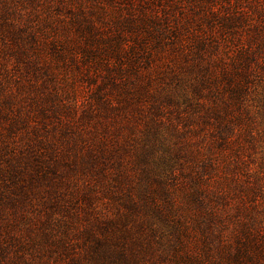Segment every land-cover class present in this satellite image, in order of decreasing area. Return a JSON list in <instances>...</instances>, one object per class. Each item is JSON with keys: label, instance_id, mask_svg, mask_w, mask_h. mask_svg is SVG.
<instances>
[{"label": "trees", "instance_id": "1", "mask_svg": "<svg viewBox=\"0 0 264 264\" xmlns=\"http://www.w3.org/2000/svg\"><path fill=\"white\" fill-rule=\"evenodd\" d=\"M126 1L105 28L53 0L50 29L37 32L19 9L8 22L2 0L0 264H264L260 179L237 143L259 137L264 120V0H186L204 13L184 34L176 6ZM166 42L185 68L154 92L144 70ZM56 67L95 85L90 101ZM224 159L231 196L212 184Z\"/></svg>", "mask_w": 264, "mask_h": 264}, {"label": "rangeland", "instance_id": "2", "mask_svg": "<svg viewBox=\"0 0 264 264\" xmlns=\"http://www.w3.org/2000/svg\"><path fill=\"white\" fill-rule=\"evenodd\" d=\"M110 1L111 0H104L102 5L98 2V0H73L71 4L77 10L82 8L87 9V12L91 15V17L95 19L104 18V20H106L104 27L107 28V25L111 26L113 20L124 18V16L128 13L127 10L129 6L128 1L126 0H112V2ZM165 1H167L172 7L176 6L175 8L173 7L171 11L177 15V19L179 18L175 22H178L177 26H180L179 28L182 27L181 31L183 34L187 32V29L192 32H196L198 30V23L200 22V19H198V17L203 16L204 10L198 9L186 0H182L183 2L181 0H164L163 3ZM178 1H181L182 4H175ZM214 3L217 8H220L221 5H223L221 3V0H214ZM2 5V0H0V9ZM51 5L53 6V9H51ZM18 9L21 11L20 15H22L23 23H28L29 26L34 27L37 32H42L45 29H50V24H48L50 15L54 14L58 10L57 8H55L53 0H8V10H10V14L8 15V22L17 21V19H20L18 18ZM66 12L67 11H62V13L64 14H66ZM184 15H186V18L189 19L188 22H186L184 18H182L184 17ZM253 19L257 18L255 17ZM259 21H261L262 24L258 26V31L263 30L264 32V19ZM60 22L61 24H65V17L60 19ZM170 22L172 24L174 23L173 18L170 19ZM107 32L110 33L109 31ZM135 33L136 32L131 35H135ZM187 42H189V40H186L185 42L183 41V43ZM0 48H3V44L1 41ZM170 48L171 47L168 42L164 43L162 45V49H165V51L161 53V56L160 54L156 53L154 55V62L151 64V67L144 70L145 72L149 71V73H146L147 79L149 76L153 79L151 89L154 92L162 91L163 88L167 89L170 85H173L171 80L173 73L179 74V72H181V69L185 68L184 58L176 59L173 54V51H171ZM8 49H12L10 38H8ZM10 50H8V52ZM0 62H2L1 52ZM111 62L115 63L116 61ZM14 64V59L9 60L8 54V70L11 72L10 74H8V78L10 79L11 76L12 79V83L8 84L10 86L8 87V94L10 93V91H16V94L18 93L15 84L13 83V79L19 77L20 74L17 70H14ZM56 74L59 80H65L68 77L67 84L70 88H67L71 89L74 97H76L80 102L85 103L87 101H90L89 98L93 96L96 87L95 85H88L85 81H83L82 77H79L77 70L75 72H69V76H66L65 69L63 67H56ZM91 74L93 75V77L94 75H97L98 78L96 80L94 78L92 79L93 82L96 83L102 82V79L100 77H103V74H105V72L102 69L101 72L98 73L97 70H94L92 68ZM143 80L146 81V79ZM95 108H98V106L96 105ZM170 118H172V113H166L163 117L165 122H169ZM139 121L142 120L140 119ZM260 122L261 123L258 127L259 137L252 141L245 140V138L239 137L237 139V143L239 145H245L247 163L244 164L243 167L246 166V171L250 173L249 177L251 180H253V177L260 179L261 196L264 197V120H260ZM177 126L184 127L183 123H178ZM140 127L141 125L138 124L137 128ZM163 133H165L167 137H170L166 130H164ZM233 136H236V134H233ZM188 138L189 142L193 144V151H196L200 147V143L198 142L199 139L194 135L192 136L190 134L188 135ZM226 164L227 159H224L221 163V167L213 176L214 180L212 184L214 188H217L219 191L227 193L229 194V196H231L234 193L232 188L233 178L230 172L226 173ZM244 178L245 177H242V179ZM179 188L182 189V187ZM178 192L179 190H177V193ZM195 247L196 246L194 245L193 248L197 249Z\"/></svg>", "mask_w": 264, "mask_h": 264}]
</instances>
